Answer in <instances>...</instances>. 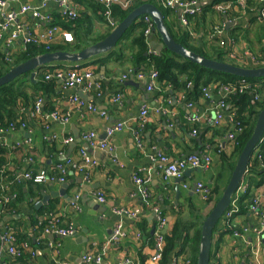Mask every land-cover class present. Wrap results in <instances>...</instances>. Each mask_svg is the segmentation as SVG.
<instances>
[{
  "label": "crops",
  "instance_id": "obj_1",
  "mask_svg": "<svg viewBox=\"0 0 264 264\" xmlns=\"http://www.w3.org/2000/svg\"><path fill=\"white\" fill-rule=\"evenodd\" d=\"M77 2L78 16L82 23L77 30H70L69 39L63 38L56 42L61 36L59 35L56 43H73L77 35V41L85 45L91 38L108 34L107 26L105 27V23L100 19V12L92 14L93 10L89 5L91 1L84 0L88 8L82 1ZM25 3L35 8L39 7L40 0L10 3L6 8H0V17L3 14L19 12ZM41 11L50 17L54 26H60L53 23L54 15L61 13L57 5L50 3ZM175 16V29H183L180 17L178 14ZM229 21L222 22L224 27L221 38L213 39L219 40L218 45L219 42L226 41L225 46L219 45L224 52L231 49L229 43L234 26L230 27ZM18 22L23 23L25 29L20 38L8 48V39ZM113 23L115 26L110 33L118 24L117 21ZM47 27L44 21L39 22L30 13L20 15L17 22L11 25L10 31L5 32V38L0 40V60L1 55L17 54L28 33L37 37ZM132 43L133 38L129 30L113 54L102 55L96 60L92 58L81 63L52 66V69L55 67L63 73V77L68 69H76L81 74L87 72L92 74L91 80L69 90L64 88L66 78L56 80L58 98L55 109L70 114L67 125H61L49 118L50 112L46 108V103L39 106L38 110L36 105L34 110L32 107L18 106L15 108L18 114L16 123L20 126L18 128L14 126L12 130L5 128L3 134H0V146H5L8 153L6 169L12 174L9 178L21 181L20 192L25 202L21 204L19 212L12 216H17L14 220L18 222L16 229L19 234L27 235L31 240L35 256L29 259V264H52L53 257L58 264H92L84 260L86 256L99 257L101 264L125 262L142 264L141 261H144L143 264H150L155 243L151 244L146 239L144 229H148L154 237L158 232L154 225L157 222L154 210H158L165 219L161 233L166 235L179 217L187 220L191 213H194L201 215L204 220L214 207L211 197L209 201L202 200L196 191L197 184L202 183L211 191L212 196L214 180L217 178L221 180L223 191L229 182L239 157L234 158L229 151V155L222 158L215 150L221 145L225 151L231 144L226 137L227 125L215 127L212 124L216 115V105L222 99L220 89L211 88L209 98L203 95L199 99L190 100L187 91L182 87L185 78L181 79L179 89L168 84L161 87L158 79V90L149 92L147 89L149 76L156 70L148 63V57L159 55L157 51L162 44L161 38L157 32L153 38H148V51L145 54L139 53ZM72 45L74 48L76 42ZM240 46L245 47L241 44ZM119 53L125 58L118 59ZM134 54L137 55L134 57ZM139 72L145 75L144 79L138 78ZM126 75L128 77L124 79ZM79 92L85 97L81 98ZM74 98L82 104L75 102ZM256 102L255 99L252 100V107ZM92 108L96 111L91 110ZM143 110L148 111V116L140 128ZM194 117L200 120L194 122ZM23 118L30 121L25 127L21 124ZM120 123H126L128 128L108 139L107 130ZM91 133L96 135L97 142H107V149L92 148L90 142L83 139L85 135ZM137 136L141 140V146ZM66 138L73 139V142L69 145L64 144ZM87 145L94 154L86 150ZM16 147L21 150L15 151ZM81 152H87L97 164L95 166L86 164ZM198 153L210 154L212 162L207 170L189 169L181 178L163 180L162 170L157 162L159 154L170 160H178ZM69 159L75 166L67 168L65 183L46 181L40 185H29L28 180L24 178L27 173L34 176L43 172L53 175L54 169L58 165H65ZM135 175L149 180L146 184L151 200L148 207L143 206L145 200L134 181ZM259 181L261 183L259 188L254 187L252 191L255 194L254 198H262L264 212V178ZM244 185L249 184L246 182ZM100 196L104 198V202H100ZM32 203L33 205H30ZM39 204L42 206L37 208ZM192 204L195 205L194 209ZM120 210L138 211V219L133 220L122 215L119 213ZM203 220L199 224L202 225ZM233 222L234 231L238 232L242 228V235L245 238L241 240L235 237L234 233L222 234L225 230L223 227L220 228L214 234L212 247L214 258L211 264L243 262L249 253L246 251L249 246H256L258 243L260 262L264 264V237L258 240L257 230L260 226L258 218L249 212L246 216H237ZM5 223L4 220L0 223L1 231L4 228L0 239L9 228ZM49 224L55 227H67L72 224L78 232L75 237L70 238L46 234L44 230ZM119 229L123 233L122 238L118 243L111 244L114 231ZM11 246L12 243L3 244L0 240V264H16L8 251ZM177 249L180 247L177 246ZM181 258L171 257L168 264H173L174 260L180 262Z\"/></svg>",
  "mask_w": 264,
  "mask_h": 264
},
{
  "label": "trees",
  "instance_id": "obj_2",
  "mask_svg": "<svg viewBox=\"0 0 264 264\" xmlns=\"http://www.w3.org/2000/svg\"><path fill=\"white\" fill-rule=\"evenodd\" d=\"M80 1H82L88 8L84 0ZM90 1L91 3L89 5L93 10L92 14L96 15L98 12H100V19L105 23L104 26H107H105L107 28L106 32H108L107 35L100 34L97 38H91V40H89L85 45L77 41V35L76 40L73 43L61 42L43 45H21L20 51H18L17 54L11 55V53H9L6 56L1 55L0 62L2 63V65H0V78L7 72H9L12 68L18 66L23 62H26L31 58L59 51L78 53L82 49L93 45L107 37L113 26L104 16L105 9L96 0ZM227 1H231L233 9L230 10L226 15H223L215 9V5ZM147 3L153 4L158 9H160L164 16L167 27L177 43L183 45L185 48L201 56L220 62L230 63V61L225 58L226 52L221 50L219 47L220 42L218 45L219 40L216 41L210 38L212 28L216 27L215 24L221 27L222 22L225 21V17L239 20L247 19V22L244 25L232 29L231 40L235 44H241L242 46H245L246 48L244 51H254L256 46H258L259 49L257 51H259L260 55L261 53L264 54V16H262V14L264 15V0H246V8L248 7V9H246L245 11L243 8L238 7L237 0H216L212 4L203 6L200 14L190 17V30L186 28L178 30L175 29V15L177 14V10L175 8L163 7V0H136L128 8H124L123 6L117 4L112 5L110 7V19L120 23L133 10ZM234 8L238 9V11L234 10ZM53 18V23L55 25L63 26L71 31L77 30V27L82 23V20H80L79 16L76 20H69L63 17L59 12L58 14H55ZM148 27L149 24L145 23L144 18H142L140 19V21H136L129 29L133 38L132 45L133 47L138 49L139 53L145 54L148 51L147 37L145 36V31L148 29ZM75 42L76 45L73 48L72 44H74ZM130 51L134 52L132 49H130ZM111 54H113V52H111ZM136 55L137 54H134L133 56L135 57ZM138 56L140 57V54ZM123 58H125L124 55H120L119 53L118 59ZM148 63H150V66L159 73V83L161 87H164L168 84L172 85L175 89H179L181 79L185 78V81L182 83V87L184 88V91H187L188 98L190 100H195L202 97L204 89L216 88L219 90L223 85L235 84L241 80L238 77L201 68L165 50L160 55L148 57ZM59 64L61 65L62 63ZM46 73V71L38 73L34 81H31L30 76L26 75L12 81L7 85L0 87V129H10L11 125H14L17 128L20 126H18V124L16 123L18 114L15 111V108L17 109L18 106L26 108L32 107V109L34 110L36 102L39 99H42L45 100L46 108L49 112L55 110V103L57 100L56 98H58V85L55 78L47 79L46 77L48 75H46ZM245 80L251 83L252 87L250 88V90L243 93H239V91H237L226 100L228 107L235 110L237 121L241 123L242 127L240 134L238 135V137L236 136V143L230 144V146L226 148L225 151L217 153L219 156H222V158L228 156L229 151L232 152V156H234V158L236 159L240 156L243 148L245 147L246 143L253 133L254 125L259 115L258 111L264 108V79ZM30 89H33L34 91L29 93ZM258 96L260 97L258 99L259 101H257L255 105L253 104L254 106L252 107V100L254 99V97L256 98ZM21 122H23L21 124H24L26 126V123H29L30 121L26 118H23ZM20 150L21 149L19 147L15 148V151ZM6 157H8V153L5 146H0V202L5 199L10 200L8 203L0 207V223L3 222L5 217L12 216L15 213H18L21 204L25 202L20 192L21 181H18L13 177L12 180L11 178H9L12 174L9 173L6 169ZM259 157H261L264 161V141L260 145V151L257 157H254L250 161L248 167L249 176L247 181L249 184L248 191L246 194L242 195L240 199L237 200L239 213L234 214L235 218L237 216H246V214L249 213V208L251 207L252 200L255 197L252 188H259V186L261 185L259 180L261 178H264V170L261 168ZM222 169L223 165L221 167V170ZM47 175L48 177H52L55 175L59 177V173H57L56 170H54L53 175ZM28 182L30 183L29 185H40L35 183L34 180H28ZM220 183L221 180H219V178H217L216 181L214 180L212 186L213 194L212 196L211 193L209 195V199L211 197V201L214 202V204H216V202L219 200L223 191ZM150 202L151 200L147 199L143 206L148 207V205H150ZM209 204L206 203V205ZM30 205H33V203ZM192 206L194 209L195 205L192 204ZM202 220L203 217H201V215H195L194 213H191V217L187 220H182L179 217L176 223L172 226L171 231L166 235H163L165 245L163 249V256L159 264H168L171 261V257L185 258L186 260L190 261V264L197 263L201 238V224L199 223H201ZM233 221H229V223H227V225L230 226L223 227L225 232H222V234L234 233ZM5 225H7L9 228L11 227L10 225H12L15 228L13 229L11 227V230L17 240L15 245L18 249H21V244L24 242H27L29 244V251H21L20 257H13L15 263L29 264V259L35 256L31 240L27 237V235L19 234L20 232H18V230L16 229V227L18 228L17 221H7ZM154 225L157 228L158 222H155ZM220 228L222 227H218L215 230L214 234L217 233ZM138 229L140 230L139 226ZM3 230L4 228L2 229V231ZM2 231L0 229V234H2ZM144 231L146 239L151 242V244H154V238H156V235L154 237L146 228L144 229ZM238 232L242 234L243 229L241 228L240 230H238ZM177 246L180 247V249H177ZM246 251L249 252L247 257H244V261L238 264H250V248H248ZM213 253L214 252L212 249L211 261L214 258ZM141 263L143 264L144 261H141Z\"/></svg>",
  "mask_w": 264,
  "mask_h": 264
},
{
  "label": "built area",
  "instance_id": "obj_3",
  "mask_svg": "<svg viewBox=\"0 0 264 264\" xmlns=\"http://www.w3.org/2000/svg\"><path fill=\"white\" fill-rule=\"evenodd\" d=\"M22 1L23 0H0V8H6L10 3H21ZM77 1L78 0H40L39 7L34 8V7H31L30 4L25 3L21 6L19 12H11L9 14L1 15L0 17V40L5 38V32L8 33L10 31L11 25L17 22L20 15H26L29 13L35 19L39 20V22L44 21L48 25V27L43 33H41L37 37H34L32 36V34L28 33L27 37L23 39L22 45L53 44L58 39L59 35L61 36L56 42H58L59 40L63 38L69 39L71 31L66 30L62 26L52 25L50 17L48 15H44L41 9L48 7L50 3H53L54 5L58 6V8L61 11V15L63 17L69 20H76L78 17V9H79V6H78L79 2ZM98 1H99V4H101L105 9L104 16L106 17V19L110 22L112 26H115V23H113V20L110 19L111 17L110 7L112 5L117 4V5L123 6L124 8H128L136 0H98ZM214 1L216 0H207V1L206 0H163L162 4L165 8L177 9V12H178V9L181 10L182 14L180 15V19H179L180 24L182 25L183 28L190 30V17H193L201 13L202 7L199 6L200 3L211 2L209 4H212ZM237 2H238L239 8H243L244 11L248 9V7L246 8V0H237ZM176 3H177V6L175 7ZM226 3H228L229 5L227 6ZM231 6H233L231 1L222 2L221 4L219 3L215 5V9L221 14L226 15L231 10ZM262 16L264 15L262 14ZM145 21L149 22L150 20L149 18H145ZM223 27H224L223 25L221 27L216 26L213 29V32H211L210 38L211 39L221 38L220 36H222L223 34ZM24 29H25V25L23 23L20 24L18 22V24H16L15 30L11 33V36L8 39V48H11L13 43L20 38V35ZM150 33H151V27H149L145 31V35L149 36ZM233 44L234 43L231 40V42L229 43V47H232ZM225 45H226V41L220 42L221 47ZM225 58L229 60L230 63L237 65V66H241V67L248 66L246 68H264V59L263 61L255 60V58L252 57L251 54H248L246 56V54H242L235 50L232 51L231 49H229L225 53ZM248 59H252L253 63L252 64L249 63ZM137 76L140 79H144L145 77V75L142 73H137ZM127 77H128L127 75L124 76V79H126ZM46 78L47 79L55 78L56 80L66 78V80L64 79V82H65L64 88L66 90H69L73 88L74 86L81 85L84 81L91 80L92 74L88 72L81 74L76 69H72V70H69L65 74L64 77H63V73L56 72L54 74L48 75ZM158 79H159V73L157 71H153L150 74L149 80H148L149 83H148L147 89L149 92L158 90L157 89ZM251 87H252L251 83L247 82L245 79H241L235 84L223 85L220 88V95L222 96V99L216 105L217 106L216 115L212 121V124L215 127L222 126V124L227 125L226 137L231 144L236 143V136L238 137V135L240 134L242 126H241V123L237 121V115H236L235 110L230 109L228 107L226 100L232 94L236 93L237 91H239V93L247 92L248 90H250ZM210 89L211 88H207L203 90V95L206 96L207 98L210 97ZM77 98H74L75 102H79ZM259 98L260 97L258 96L255 98V100L259 101L258 100ZM43 103H45V100L39 99L36 102V110H38V107L42 106ZM79 104H82V103L79 102ZM91 110L96 111L95 108H92ZM147 116H148V111L143 110L141 112V121L139 124L140 128H142L144 123L146 122ZM49 118L52 119L54 122L65 126L70 120V114L62 113L58 109H55L52 112H50ZM199 120L200 118L198 117L193 118L194 122H197ZM22 127H25V125L22 124ZM127 128H128V125L126 123H120V124L111 126L107 130L108 139L112 138L117 133H120ZM12 129H14V125H11L10 130ZM2 132H4V130H0V134H3ZM195 134L196 132H194V135ZM83 139L89 141L92 148L99 147L100 149H107V144H106L107 142H102V143L97 142L96 135L93 133L85 135ZM137 140H138L139 145L141 146V140L139 136H137ZM71 142H73V139L71 138H66L64 140V144H67V145L71 144ZM215 150L217 151V153H221V151H224V148L221 145H218V147L215 148ZM259 151L260 150L256 151L254 157H257ZM81 156L86 164H89L90 166H95L97 164V161L94 158H92L87 152H81ZM254 157H252V159ZM259 160L261 162V168L264 170V161L261 157H259ZM157 162L159 163V167L162 170L161 174H162L163 180L169 181L171 179L181 178L182 175L185 173V171L189 169L207 170L211 165L212 159L209 153L208 154H205V153L193 154V155L183 157L178 160H170L168 157L159 154L157 157ZM71 165L75 166L71 162V159L67 160L65 165H58L54 170H56L57 173H59V177H57L56 175L52 177H48V175L45 174L44 172L36 176H34L32 173H27L24 176H25V179L34 180L35 183H42L46 181H49L52 183H55V182L65 183L66 176H67V168L71 167ZM134 181L139 186L140 194L143 197V199L145 201L149 199L150 195L148 194V189L146 188V184L149 180H145L141 176L135 175ZM196 191L201 195L202 200L204 201L209 200V195L211 191L208 188H206L202 183L197 184ZM247 191H248V186L241 184L234 197V200L232 201L230 208L227 210L224 218L221 221V227L230 226V225H227V223H229V221L232 222L235 218L234 214L239 213V207L237 205V200L240 199L242 195L246 194ZM99 200L100 202H104V198L102 196H100ZM5 201H8V199H6ZM1 203L2 202H0V205ZM262 208H263L262 198L261 197L253 198L251 207L249 208V212L255 215V217L258 218V220L260 221V226L257 230L258 240L264 237V212ZM119 213L122 215H126L133 220H137L138 214H139L138 211L128 212L125 210H120ZM154 213L156 214V219L158 222V225H157L158 232L155 234L156 235L155 250L153 252L152 257L150 258V264H159L163 256V249L165 245V241L163 238L164 236L161 233V230L165 226V219L163 218L162 214L158 210L155 209ZM77 230L78 229L72 224L67 228L55 227L54 225L50 224L49 227H47V229L45 230V233L46 234H56L59 237H67V236L73 237L75 236ZM122 236H123V233L120 229L114 231L112 238L110 240V243L111 244L118 243L119 240L122 238ZM234 236L241 240L245 238L242 234H240L239 232H235V231H234ZM0 240L3 244H10V243L13 244V246H11L8 251L12 256H15V257H20V252L27 250L29 247V245L26 242H24L21 244V249H18L15 245L17 240L15 236L13 235V233L11 232V229L9 228L3 233ZM249 247H250V259H251L250 264H262L260 262V244L258 243L256 246L250 245ZM181 259L182 260L180 262H178V260H174L173 264H190V261L186 260L185 258H181ZM84 260H87L88 263H92V264H101V259L99 257L86 256ZM52 264H58L55 257H53ZM124 264H130V262H125Z\"/></svg>",
  "mask_w": 264,
  "mask_h": 264
},
{
  "label": "water",
  "instance_id": "obj_4",
  "mask_svg": "<svg viewBox=\"0 0 264 264\" xmlns=\"http://www.w3.org/2000/svg\"><path fill=\"white\" fill-rule=\"evenodd\" d=\"M209 3L211 2L200 3L199 6L203 7L205 5H209ZM176 6L177 3L175 4V7ZM181 14L182 11L178 9V16L180 17ZM143 16L150 17L151 21L154 23V28L149 38H153L156 32L161 38L162 44L158 50L159 52L157 51V53H162V51L165 50L201 68L238 77L240 79H264V68H246L227 62L208 59L185 48L183 45L177 43L172 37L160 9L152 4H144L133 10L122 22L118 23L111 33H109V35L103 40L88 46L78 53L59 51L31 58L26 62H23L12 68L9 72L2 76L0 78V87L26 75H29L31 80H34L37 69L54 63L75 64L86 62L92 58L102 55H109L116 49L118 43L123 41L124 37L129 32L130 27ZM229 26L231 27L233 24H229ZM78 95L81 98L85 97L82 92H79ZM263 141L264 108L259 111L253 133L236 162L227 186L210 213L202 222L201 238L196 264H211L214 232L218 227H221V221L224 218L225 213L230 208L240 185L244 182L245 178L249 174L248 167L252 156L257 146ZM86 150L89 153H92L88 145ZM92 154H94V152ZM45 201L43 203H45ZM41 206L42 204H39L37 208ZM16 218L17 216H8L4 219V222L11 221Z\"/></svg>",
  "mask_w": 264,
  "mask_h": 264
},
{
  "label": "rangeland",
  "instance_id": "obj_5",
  "mask_svg": "<svg viewBox=\"0 0 264 264\" xmlns=\"http://www.w3.org/2000/svg\"><path fill=\"white\" fill-rule=\"evenodd\" d=\"M228 2V1H227ZM227 4V6L229 5L228 3H226ZM233 9V6H231V10ZM234 10H236V11H238V9H235L234 8ZM230 21H229V20ZM226 18L225 17V21H226V23H227V21H229L230 22V24L231 23H233L234 25V28L235 27H238V26H242V25H244L246 22H247V19H245V20H239V19H230V18ZM213 29L214 28H212V32H213ZM258 44V43H257ZM238 46V47H237ZM245 48L246 47H244V48H241V46H240V44H238V45H236V44H233V46L231 47V50L233 51V50H239V52L240 51H244L245 50ZM259 48H258V46H256V48L254 49V51H244V52H242V54H246V56L248 55V54H251L252 55V57H254L255 58V60H258V61H263V59H264V54H262L261 53V55H260V53H259V51H257ZM241 53V52H240ZM248 61H249V63H253L252 61V59H248ZM246 67H248V66H246ZM32 92V90H29V93H31ZM247 180H248V178L246 177L245 178V180H244V182H243V184L244 183H246L247 182ZM8 197V196H7ZM6 200V199H5ZM5 200H3L2 201V203H1V205H0V207L2 206V205H4V204H6V203H8L9 201H5ZM78 232V231H77ZM77 232H76V234H77ZM76 234H75V236H76ZM75 236H73V237H75ZM71 236H67V237H62V238H70Z\"/></svg>",
  "mask_w": 264,
  "mask_h": 264
},
{
  "label": "clouds",
  "instance_id": "obj_6",
  "mask_svg": "<svg viewBox=\"0 0 264 264\" xmlns=\"http://www.w3.org/2000/svg\"><path fill=\"white\" fill-rule=\"evenodd\" d=\"M164 7V6H163ZM177 10V9H176ZM177 14H178V12H176ZM176 14V15H177ZM142 18H144V22L145 23H147V24H149V27H151V33H150V35L149 36H146L147 37V43H148V38L151 36V34H152V31H153V22L151 21V19H150V17H148V16H143ZM142 18H140V19H142ZM145 18H149V22H146L145 21ZM139 19V20H140ZM139 20H137V21H139ZM148 27V28H149ZM164 51V50H163ZM161 53H159V55H160ZM100 57V56H99ZM99 57H96V58H99ZM96 58L94 59V60H96ZM227 63H229V62H227ZM54 64H59V63H54ZM54 64H51V65H48V66H45V67H42V68H40V69H37L36 70V75L38 74V73H42V72H44V71H46L47 73H46V75H51V74H54V73H56V72H59V70L58 69H56L55 67H53V69H52V66L54 65ZM68 64H71V63H68ZM230 64H232V63H230ZM63 65V64H62ZM67 69H68V67H67ZM69 70H72V69H68V71ZM67 71V72H68ZM140 73V72H139ZM36 75H35V78H36ZM35 78H34V80H35ZM31 79V78H30ZM34 80H31V81H34ZM254 99H255V97H254ZM259 112V111H258ZM262 143H260L258 146H257V148H256V150H255V152H254V154H253V156L252 157H254V155H255V153H256V151L257 150H260V145H261ZM249 170V169H248ZM40 175V174H39ZM36 176V175H35ZM25 178V177H24ZM42 183H44V182H42ZM42 183H37V184H42ZM243 184V183H242ZM50 225V224H49ZM49 225H47V227H49ZM70 225H68L67 227H69ZM47 227H46V229H47ZM67 227H60V228H67ZM9 229H11V228H9ZM45 229V230H46ZM44 230V231H45ZM11 232H12V230H11ZM62 238V237H61ZM27 243V242H26ZM28 244V243H27ZM29 245V244H28ZM28 249H29V247H28ZM27 249V250H28ZM13 257H15V256H13Z\"/></svg>",
  "mask_w": 264,
  "mask_h": 264
}]
</instances>
